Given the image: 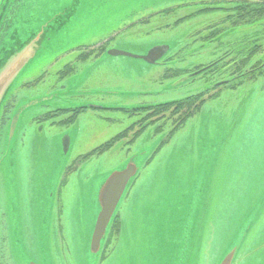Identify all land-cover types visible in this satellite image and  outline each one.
Segmentation results:
<instances>
[{
    "label": "rangeland",
    "instance_id": "374dc122",
    "mask_svg": "<svg viewBox=\"0 0 264 264\" xmlns=\"http://www.w3.org/2000/svg\"><path fill=\"white\" fill-rule=\"evenodd\" d=\"M234 2L16 0L19 8L14 18L18 15V19L12 21L11 29L19 30L21 41L32 30L35 36L44 30V41L0 104V264H159L161 256L175 258L182 242L180 229L193 211L187 264H218L232 239L235 221L252 211L256 221L245 234L233 264H264V189L252 199L243 195L239 186L249 175L255 181L260 173L264 181V128L260 121L264 110L250 114L253 99L242 104L236 98L204 101L161 147L157 144L171 130L172 119L149 124L133 144L127 143L129 133L111 149L69 171L60 191L64 169L74 158L125 130L138 116L114 109H87L71 123L61 125L57 120L63 117L41 118L54 105L64 103L130 107L170 102L205 90L210 83L227 78L228 72L182 78L215 60L221 50L220 38L231 36L245 48L259 41L263 50L258 58L264 59V19L240 24L235 31L223 21ZM82 5L85 9L74 16L82 13V25L78 18L67 31L51 33L58 12L70 6L79 10ZM214 30L224 34L218 36ZM211 33L215 39L205 40ZM99 44L105 52L76 63L75 74L59 78L65 65H74L80 53L73 48ZM161 45L168 46V51L153 65L140 58L107 54L115 49L143 56ZM170 67L186 71L180 77L163 79ZM260 79L264 83V78ZM237 90L231 91L234 96L241 94ZM256 115H260L261 130L258 127L255 132ZM158 126L161 130H156ZM13 127L16 133L12 136ZM65 137L69 139L67 151L63 148ZM228 140L226 146L234 143L232 152L220 150L217 155L220 164L226 156L233 168L228 174L214 170L210 177L215 151ZM149 156L151 160L144 165ZM132 158L140 164L139 173L127 188L119 221L112 225L116 226L104 247L107 255L93 261L88 243L99 211L96 194L112 170ZM226 176L237 184L225 182ZM244 209L249 210L246 215ZM139 224L145 226L142 236Z\"/></svg>",
    "mask_w": 264,
    "mask_h": 264
},
{
    "label": "water",
    "instance_id": "95a60500",
    "mask_svg": "<svg viewBox=\"0 0 264 264\" xmlns=\"http://www.w3.org/2000/svg\"><path fill=\"white\" fill-rule=\"evenodd\" d=\"M12 1L13 0H0V27ZM75 4L80 5V3L77 1L75 2ZM66 6L67 4L64 7ZM76 8L78 7L70 6L69 8H66L63 11L58 12V16L52 19L53 27L51 33L60 30L67 31L72 21L77 20L82 15L81 13L80 15L77 14L76 17H74L78 11L80 12V10H83L82 7L79 10H77ZM26 29L27 28L21 31H25ZM16 30L17 28L13 27L10 30V32L12 33L10 34L8 41H3V43H1L0 45V104L3 101V98L5 97L9 87L16 80V76L20 73V71L27 68V66L25 67V65L32 57L36 56L44 41L41 39L44 30H41V32L37 36H35V31L33 32L32 30L27 36V38L22 41L21 35H18L19 30L17 32ZM167 51L168 46L161 45L152 47L143 56L134 55L128 52L115 49L108 50L107 54L111 56H131L134 58L143 59L149 64H154ZM205 69H207V67L198 70L188 75L187 77L182 78V80H186L189 77L195 76L204 71ZM85 106L91 107L92 105L86 104ZM14 133H16L15 127L12 128L11 135L13 136ZM68 143L69 139L68 137H65L63 140L64 151H67ZM146 155L147 153L144 155L143 158H145ZM139 168L140 164H136L134 162V158L129 160L128 163H124L120 167L114 168L101 185L98 194H96L97 196L95 198V202L98 204L99 211L97 213L96 221L91 233L90 241L88 243V252L95 257V260L93 261H96L99 256L111 220L114 214L116 213L118 206L120 205L122 198L125 192L127 191V188L138 173ZM198 190L199 187L197 185V192ZM193 201H195L196 204V199H194ZM193 216L194 211L192 215L189 214L187 216L186 220L182 225V228L180 229L182 235V242L181 247L177 249L175 258L172 260V258L170 259V256H161L157 260L159 264H161V259L164 260L163 264H187ZM254 216L255 213L253 212L246 218V220L244 219L234 236H232V239L224 248V251L220 256L218 264H233L234 258L239 250V246L242 243L245 234L249 230L251 223L253 222ZM156 242H158L157 238Z\"/></svg>",
    "mask_w": 264,
    "mask_h": 264
},
{
    "label": "trees",
    "instance_id": "16d2710c",
    "mask_svg": "<svg viewBox=\"0 0 264 264\" xmlns=\"http://www.w3.org/2000/svg\"><path fill=\"white\" fill-rule=\"evenodd\" d=\"M238 4L239 5H236L233 8H231L233 13L231 15H228L227 17H225L224 18L225 20H223V21H226L230 17L232 20L230 22V24L233 26V25H240V24L252 25V24H254L256 22H260L264 19V0H256L255 2L245 0V1H242ZM15 8L18 10L19 7L16 6V0H13L10 7H9L11 15H13L15 12H17V10ZM219 8L222 9V7H219ZM204 10L208 11L210 9L206 8ZM169 11L170 10H165V12H169ZM11 18L12 17H10V14H9L7 19L4 20V25L2 26V30H1L2 35H0V37L2 36V38H3L4 29L10 23ZM184 18H186V17H184ZM213 33H218V32H217V30H214ZM213 33L206 36L205 40H209V41L214 40L215 37H214ZM78 47H79L78 49L80 50L78 58H80L81 60H86L88 57H97L104 51L103 44H101L99 46H96V45H94V46L93 45H91V46L80 45ZM247 60H248V58H245V59L239 58L238 64L243 65V64H245V62H247ZM257 63L258 64L256 65L257 66L256 70L260 66H263L262 67L263 71H261V72H264V60L257 62ZM227 65H228V62H227ZM235 65L237 66V64H235ZM72 67H73V65H71V64L65 65L64 69L59 74L61 76H68V75L72 74L75 70V68L73 67L74 68V70H73ZM224 67H226V63H223L222 61L221 62H219V61L211 62L208 64V68L205 71H203L202 74L213 73L215 71H221V70L223 72H225L223 70ZM197 68H200V67H197ZM256 70L250 72V75L254 74L256 72ZM184 72H185V70H183V69H167L165 74L162 76V78L165 79L168 77H179V76L183 75ZM224 79H226V80H224ZM224 79L218 80V81H220L219 83L213 82L212 86H210L209 88H206L205 90H202L196 94L189 95L185 98L177 99V100L170 101V102L151 104V105L137 107L135 109H132V110L145 111L147 113L145 114L144 117H140L138 120L131 123L125 130L121 131L117 135H114L109 140H107L103 144L97 146L92 151H90L84 155L78 156L76 158L75 162L80 161V160L85 161L86 159H88L89 157H91L93 155H99V154L106 152L107 150L111 149L115 144H117V142L125 139V137L129 133H132V134H131L129 139H127V138L126 139H127V143L131 144L148 127L149 124L160 121V120H164L165 118L173 120V125L171 127V130L169 131V133H167V135L164 139V140H167L168 137H170L174 131H176L178 128H180L186 122V120L188 118H190L194 113H196L199 110V108L201 107V105L204 103V101L206 99L215 95L216 92L218 90H220L222 87H226V86L235 87V86L239 85L242 81V76H236L232 80H228V78H224ZM216 83H218V84H216ZM83 109H87V107L80 106V107L73 108L72 110L74 111V113H72V115L67 119L66 123L72 122L74 120L75 115L82 112ZM105 109L113 110L116 108L115 107H106ZM46 116L52 117L51 113L46 114ZM160 127L161 126H158L156 130H161ZM151 158H152V156H149L144 165L148 164V162L151 160ZM72 166L73 165H71L69 167V169H73ZM116 220L119 221L118 217H116ZM115 221H114V223H115ZM115 226L116 225H114L113 227H115ZM113 227L111 228V230L113 229ZM118 227L119 226H117L116 231H118ZM109 237H110V234H109Z\"/></svg>",
    "mask_w": 264,
    "mask_h": 264
},
{
    "label": "flooded vegetation",
    "instance_id": "af4514ba",
    "mask_svg": "<svg viewBox=\"0 0 264 264\" xmlns=\"http://www.w3.org/2000/svg\"><path fill=\"white\" fill-rule=\"evenodd\" d=\"M234 1H235L234 4L229 9L230 13L228 15H231L233 13L231 8H233L236 5H239L238 3L245 1V0H234ZM248 1H254L255 2L256 0H248ZM231 21L232 20L229 17L225 22L230 24ZM237 26L238 25L232 26L235 31L238 28H241V26H239V27H237ZM221 34H224V31H220V32L216 33V35H218V36ZM220 40L222 41V45H219L218 47H221V50H220L219 55L215 58V60L213 62H215V61L221 62L222 61L223 63H226V67H224L223 70L228 72V77H227L228 80H232L236 76H242V81L237 86L247 85V86H256L257 88H258V86L264 87L263 80L260 79V78H264V72H261V71H263V69H262L263 66H260L256 70V68H257L256 65L258 64L257 62L264 60L263 57L258 58L259 53H261V51L263 50V44H261L259 41H256L255 43H253L249 47L245 48V47H241L242 45L239 44L236 40H234L231 36L220 38ZM254 40H257V39H254ZM254 40H251V41H254ZM218 44H221V42L219 41ZM78 48H75V49H78ZM70 50H73V49H70ZM78 56L74 61V65L72 63H69V64L73 65L74 68L76 67V63L85 62V60H81L80 58H78ZM239 58H242V59L248 58V60H247V62H245V64L240 65V64H238ZM227 62H228V65H227ZM155 63L158 64L159 60L156 61ZM235 64H237V66ZM74 68H73V70H74ZM200 68H197V69L195 68L192 71H190L189 73L191 74ZM168 69H173V67H170ZM254 70H256V72L254 74L250 75V72H252ZM76 71H77V67L74 70V72L70 75L75 74ZM59 78L64 79L65 76H61ZM224 80H226V79H224ZM260 84H262L263 86H261ZM210 86H212V83H210ZM210 86H208L207 88H209ZM237 86H235V87H237ZM227 87H229V86H227ZM230 88H234V87H230ZM62 103H64V101H62ZM82 103H84V102H82ZM71 105L72 104H68V103H64L63 105H60V106L54 105L55 108H53L52 110H48L45 113H43L41 118L45 119L44 116H46V114H48V113H51L52 117H54V118L63 117L62 119L57 120V124L61 125L62 123L66 122V120L72 115V113H74V111L72 109L75 107H72ZM147 105H151V104H137V105H132L130 107H124L123 106V107H118L117 109H114V110H119L120 112H124L130 116L137 115L138 117L136 118V120H138L140 117H144L147 112L139 111V110H132V109H135L137 107L147 106ZM112 107H114V106H112ZM87 109H83L82 112L76 114L74 119H76V117L79 114L85 112ZM89 109H93V108H89ZM95 109H100V108H95ZM135 121H133V122H135ZM103 143H101V144H103ZM101 144H99V145H101ZM131 144H133V142ZM99 145H97V146H99ZM95 148H93V149H95ZM93 149H90V150L92 151ZM74 159L64 169V173H63V179L64 180L61 179V181L59 183V189H58L59 191H60L61 186L64 185L65 177L67 176L68 172L69 171L72 172L75 169L74 167L76 166V164L74 163ZM71 165H73L72 166L73 169H69V167Z\"/></svg>",
    "mask_w": 264,
    "mask_h": 264
},
{
    "label": "crops",
    "instance_id": "0c3cea01",
    "mask_svg": "<svg viewBox=\"0 0 264 264\" xmlns=\"http://www.w3.org/2000/svg\"><path fill=\"white\" fill-rule=\"evenodd\" d=\"M84 6L82 5V9H84ZM239 88H242V89H239ZM262 88H264V87H261L260 88L258 86V88H257L256 86H247V85H240V86H237V87H234V88L224 87V88L220 89L218 92H216V94L213 95V97L210 98V99H217V98H219V99H232V98H236L237 101L239 99H241V104L245 101V99H253V101L255 102V105L251 108L250 114L252 112H257V113L261 114V111L264 110V95H262V94H264V90H262ZM233 90H237L238 92L241 91V94H239L237 96H234L235 94H233L231 92ZM226 91H228V94L225 96V94H226L225 92ZM229 96H232V97L231 98H227ZM245 114H246V116L249 115V107L246 109ZM245 114L242 115V118H244L243 116ZM259 117H260V115H256L254 117V120L257 121V122H255V124L253 126L255 132L258 130V127H259V130H261V128H264L263 127L264 123L262 122V121H264V118H261V120H260L261 123H262L261 124V128H260V126L258 124V122H260L259 121ZM248 131H251V129H249ZM229 142L230 141L228 140L226 143L222 144L221 146L218 147V149H216L215 155L213 157V162L210 165L211 170H212L211 173H210V177H213V174H214L213 171L214 170H219V171L221 170V173H223L225 171L227 174H228V171L230 169L232 170L233 167H232L231 161L227 162L226 161L227 160L226 156H223V158H224L223 164H220L219 163V157L220 156L217 155V153L220 154V150L223 151V153H229L231 151L230 149L233 148L234 143H233V145L231 144L232 146H230V145L229 146H226ZM237 143L241 144L239 141ZM242 155H243V153H242ZM214 165H216L217 167H215ZM197 166H198V164L196 165V167ZM196 167H194V168H196ZM234 173H236L237 175L240 174L239 171H236ZM252 177L253 176H250V175L249 176H246L245 179H244V181H242L243 183L240 184L239 186L242 187V194L243 195H245L246 197H252V199H256V197L258 196V194H260V192L264 189V187L262 186V184H263L264 181H261L260 173L258 174L257 180L253 181L252 180ZM216 180L217 179H215V181ZM224 180L227 183L230 182L229 184H237L236 182H234L232 180L231 181L227 180V176H226V179H224ZM248 211H249L248 209H244L243 210V212H244L243 215H246L248 213ZM251 213H253V211L252 212H249V215ZM255 217H257L256 214L254 216V219H253V222L251 223V225H253L254 222L256 221L255 220ZM246 218L247 217L244 216V218H242V219L239 218V219H237L235 221L236 228L234 229V231L230 235V238H232L233 234L236 233V231L238 230L239 226L244 221V219L246 220ZM138 227H139L140 232H143V226H142V224H139ZM249 230H250V228H249ZM249 230L247 232H249ZM228 243H229V241H228ZM238 251H240V249ZM200 254H201V248H200ZM256 260H257V258H256ZM240 262L243 263V259H241ZM200 263H198V264H200Z\"/></svg>",
    "mask_w": 264,
    "mask_h": 264
}]
</instances>
